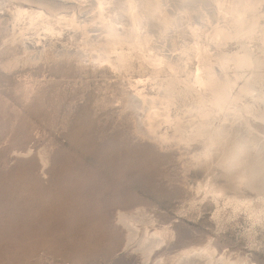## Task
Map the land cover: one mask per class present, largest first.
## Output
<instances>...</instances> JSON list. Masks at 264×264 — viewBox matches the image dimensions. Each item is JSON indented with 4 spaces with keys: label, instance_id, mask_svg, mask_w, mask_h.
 Wrapping results in <instances>:
<instances>
[{
    "label": "rangeland",
    "instance_id": "rangeland-1",
    "mask_svg": "<svg viewBox=\"0 0 264 264\" xmlns=\"http://www.w3.org/2000/svg\"><path fill=\"white\" fill-rule=\"evenodd\" d=\"M24 57L0 66V264H144L117 219L139 208L166 229L162 259L212 242L264 263V222L197 192L184 149L136 133L125 100L153 92L149 69Z\"/></svg>",
    "mask_w": 264,
    "mask_h": 264
},
{
    "label": "bare ground",
    "instance_id": "bare-ground-1",
    "mask_svg": "<svg viewBox=\"0 0 264 264\" xmlns=\"http://www.w3.org/2000/svg\"><path fill=\"white\" fill-rule=\"evenodd\" d=\"M63 1L76 4L0 0V66L76 57L94 68L149 69L153 92L138 82L125 100L136 133L184 149L197 192L264 222V0ZM164 124L171 131L160 132ZM117 219L144 264H258L212 242L162 259L166 229L148 210Z\"/></svg>",
    "mask_w": 264,
    "mask_h": 264
}]
</instances>
